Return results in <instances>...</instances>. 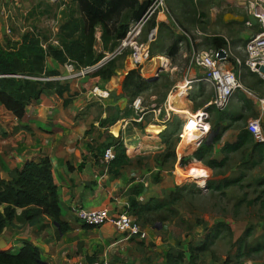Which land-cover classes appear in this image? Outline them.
I'll return each instance as SVG.
<instances>
[{
  "label": "rangeland",
  "instance_id": "obj_1",
  "mask_svg": "<svg viewBox=\"0 0 264 264\" xmlns=\"http://www.w3.org/2000/svg\"><path fill=\"white\" fill-rule=\"evenodd\" d=\"M244 3L245 0H153L155 22L168 25L173 35H184L189 40L190 47L184 41L174 61L162 57L165 63L158 65L160 68L146 71L142 66L139 69L141 76L158 79L155 87L141 95L143 111L148 112L145 118L154 114L152 110L155 106L159 116L166 113V108L171 110L168 106L170 97L184 91L185 84L182 83L185 80L194 82L187 68L192 51L200 53L212 50L213 48L206 47L205 42L207 38L214 36L226 41L228 57L237 64L235 67L230 63V66L242 86L226 108L229 118L222 124L229 128L224 131L219 146L233 141L250 120L259 117V106L255 98L264 97V84L254 90L248 88L253 81L263 79L259 76L251 77L252 71L246 65L244 46L253 34V29L245 25L248 18ZM69 6H72L71 0H0V43L3 45L7 41H17L24 32L44 35L53 41L59 24L63 22V12ZM7 28L9 33H6ZM155 28V40L150 43L152 47L160 44V37L162 39L157 27ZM149 32L150 28L144 27L138 40L145 41ZM164 42L167 43V40ZM95 48L100 50L99 43ZM117 64L124 65L118 71L133 69L127 57ZM192 84L193 87L196 85ZM179 85L180 91L171 95ZM200 91L199 96L195 95ZM188 94L189 98L183 100V103L184 109L189 113H195L196 106L204 104L211 97L210 92L201 85H198V91L195 88L188 90ZM173 112L168 111L172 128H175L182 120V115ZM214 118L215 113H211L209 122L212 123ZM232 118L238 120L232 123ZM261 128L264 135V119L261 120ZM162 139L163 136L160 137L161 142ZM193 142L179 145L184 152L179 147L177 149V143L173 151L165 145L163 150L156 149L153 154L134 158L138 169L137 185L145 175L152 185L158 187L153 199L163 201L166 205L156 213L134 217L142 229L148 232V238L143 242L132 243L135 245L134 252L128 256L130 259L133 257L132 264H166L172 260V256L179 253L184 254V259L179 264H264V208L261 206V201L264 200V195L261 194L264 190V160L251 166L258 158L250 157L248 146L242 152L229 155L223 168L210 170L203 163L201 167L190 163L185 173L177 170L178 177H175L172 172L175 158L190 156L196 148ZM184 144L190 148L186 149ZM173 152L175 158L165 161L164 155ZM221 157L219 149L212 155L214 159ZM244 160L249 162L243 164ZM204 175H207L206 178H203ZM231 181L236 182L224 186ZM207 182L221 183L223 187L219 191L209 190ZM217 226L221 229L218 237L212 239L205 251L190 256L188 246H198L205 236L215 233ZM247 230L249 233L245 236ZM241 240L248 247L261 246L262 250L257 254L239 257Z\"/></svg>",
  "mask_w": 264,
  "mask_h": 264
},
{
  "label": "crops",
  "instance_id": "obj_2",
  "mask_svg": "<svg viewBox=\"0 0 264 264\" xmlns=\"http://www.w3.org/2000/svg\"><path fill=\"white\" fill-rule=\"evenodd\" d=\"M158 57L163 56L150 59ZM131 67L135 69L132 65ZM46 68L48 71L57 70L59 77L66 74L65 66H59L50 58L46 61ZM125 70L117 71L116 76L109 82L90 76L59 81L68 84L69 92L64 98H69L70 103L64 106V99L56 95L42 98L28 106L24 121L17 122L12 114L0 105V180H6L9 172L21 169L25 162H38L47 157L52 165L53 179L57 186L60 219L70 227L68 232L61 234L54 223L46 217L29 224L14 221L0 237L5 243L3 250L15 252L23 241H28L39 250L43 264H94L101 259H107L112 264L134 262L133 257L130 259L128 256L134 252L135 245L133 246L132 243L139 241L125 240L123 235L109 224L98 228L82 225L77 219L76 212L82 208L106 209L114 215L127 211L134 218L128 203L131 190L138 184L136 177L138 169L133 161L134 158L138 155L153 154L155 152L153 150L156 149H165L164 139L162 142L160 140L161 133L167 130L168 134H171L175 128L180 129L186 115L194 114L184 109L183 102L189 98L188 90L195 88V91H198V85H201L211 94L208 101L198 105L200 107L196 106V112L202 110L205 104L211 101L213 90L206 83L190 82L188 85L192 83L196 85L188 86L185 84L187 80L182 83L185 84L184 91L177 93L181 87L176 86L171 95L177 94L168 98V106L171 111L184 114H181L182 120L179 125L172 128L173 124L168 113L170 110L167 108L166 113L161 116L155 110H152L154 114L148 118L144 117L148 113L145 111L139 116L135 115L130 107V99L121 90V82L128 68ZM188 72L193 79L203 74L199 68H192ZM141 77L146 81L148 79ZM156 81L158 79L152 82ZM142 94L135 99L141 100ZM200 94L201 91L195 93L198 96ZM176 103L183 105L177 106ZM126 111L129 115L123 116ZM214 111L216 110L211 107L207 109L208 129H210V114ZM116 116L120 119L108 129L99 127L100 121ZM228 118L225 117L226 120ZM88 130L89 133L86 135ZM155 132L156 134H152ZM111 136L119 138L125 148L126 156L130 159V163L120 168L116 176L109 172L108 164L102 162L98 150V146L109 142ZM182 143L183 141L177 145V149ZM222 146L218 144L215 148L218 150ZM184 147L190 148L185 144ZM178 153L176 150L177 155ZM181 159L182 157L179 156L175 161ZM142 178H145L148 186L139 195L143 200L137 199L140 204L156 197L158 191V187L152 185L145 175ZM20 212L21 210H17V214ZM114 242L120 243L112 246Z\"/></svg>",
  "mask_w": 264,
  "mask_h": 264
},
{
  "label": "trees",
  "instance_id": "obj_3",
  "mask_svg": "<svg viewBox=\"0 0 264 264\" xmlns=\"http://www.w3.org/2000/svg\"><path fill=\"white\" fill-rule=\"evenodd\" d=\"M71 1L72 6L63 12V22L59 24L53 41L44 35L24 32L17 41H7L3 45L0 43V105L10 112L17 122L24 121L28 106L42 98L56 95L64 99V106L70 103L69 98H64V95L69 92L68 84L49 80L60 74L57 70H47L46 61L48 58L53 59L61 67L72 65L75 71L96 65L107 54H112L117 49L129 29L149 13L148 10L153 4V0ZM144 27H149L150 31L157 27L158 35L162 36V39L161 37L159 39L160 44L154 47L150 46V58L163 56L174 61L179 55L182 42L185 41L188 48L190 47L189 40L184 35H173L168 25L163 22L156 23L154 14L148 18ZM253 31L257 32L256 26H254ZM96 34L99 36L96 37ZM165 40L167 43L164 42ZM97 43H99V51L95 48ZM205 43L206 47L215 50L226 48V41L218 36L207 38ZM129 54V50L124 51L121 55L106 61L89 76L109 82L116 76L118 69L124 68L123 64H117L118 61L124 60L125 57L129 59ZM231 63L235 67L237 66L234 61ZM250 76L257 78V74L253 72H250ZM245 79L246 77L244 82ZM157 83V81L147 82L141 77L139 69H131L127 70L124 75L121 90L132 103L135 97L149 91ZM261 84H264V81L257 79L249 84L248 88L254 90ZM156 108L157 106L153 107L154 110ZM214 113L215 118L210 123L208 134L212 138V143H207L209 137L203 139L190 156H185L180 160L182 166L190 165V163L199 166L203 163L204 167L210 170L223 168L229 159V155L242 152L248 146L250 157L258 158L256 162H252L251 166L264 160V142H254L246 128L238 132L234 142L223 144L219 149L222 156L220 159L212 158L216 151V145L220 142L224 131L229 128V126L222 124L226 120L227 113L225 111H214ZM128 115L129 112L126 111L123 116ZM118 119L120 117L116 116L100 121L99 127L106 130L114 125ZM237 120L238 118H232L230 121L233 123ZM179 130L175 128L171 134H168L167 130L161 133L167 149L172 148L173 151L177 145L178 139L175 134ZM88 133L89 130L86 135ZM172 135H175L173 139ZM109 147L113 148L115 157L108 163V170L113 176H116L120 168L130 163V159L126 156L125 148L119 138L111 136L109 142L100 144L98 146L100 156ZM174 156V152L166 153L164 159L167 161ZM248 162L249 160H244L243 164ZM262 181L264 183V179ZM235 182L225 183L224 186L233 185ZM207 187L209 190L219 191L223 185L207 182ZM142 190V184L136 185L128 198L129 210L137 218L152 212L156 213L166 205L165 202L153 198L143 204L138 203L137 197ZM261 194L264 195V190ZM261 206L264 208V200L261 201ZM17 210H21V212L17 214ZM44 217L58 225L61 234L69 231V225L60 219L57 186L53 179L52 165L47 157L38 162H25L21 169H14L9 172L6 180H0V237L14 221L29 224ZM220 230V227L217 226L215 233L211 236H205L198 246L191 247L189 245L190 256L193 257L205 251L212 239L218 237ZM248 233L247 230L245 236H248ZM261 250V246L248 247L241 240L238 256L257 254ZM171 258L172 260L167 261L166 264H179L183 261L184 254L179 253ZM0 264L43 263L40 260L39 250L30 242L23 241L15 252L0 250Z\"/></svg>",
  "mask_w": 264,
  "mask_h": 264
},
{
  "label": "built area",
  "instance_id": "obj_4",
  "mask_svg": "<svg viewBox=\"0 0 264 264\" xmlns=\"http://www.w3.org/2000/svg\"><path fill=\"white\" fill-rule=\"evenodd\" d=\"M245 13L248 20L245 25L248 28H254L256 26L257 32L253 31V34L249 37L244 46V52L246 55L247 67L257 76L264 81V75L255 69V66L264 67V0H245L244 3ZM153 5L150 6L148 14L143 17L139 22L134 24L127 33L126 37L120 42L117 49L112 54H107L99 63L92 67L81 68L75 71L72 65H65L66 74L64 76H57L50 78L54 81L76 80L88 77L91 73L101 67L106 61L121 55L124 51L129 50V60L131 65L135 69H141V66L147 62L150 58L149 45L155 40L156 28L151 30L146 36V41L140 42L138 40L139 33L142 27L153 14ZM9 28L6 29V33H9ZM224 52V56L220 55V52ZM230 58L228 57L226 48L221 50H209L208 52L196 53L192 51L188 59V70L192 68H199L203 71L201 77L194 79L195 83L209 84L213 90V97L211 101L203 107L202 110L195 112L188 116L186 115L184 124L177 132L176 137L178 144L191 137L192 130H200L203 136L198 138L194 143V146H198L200 142L205 139L208 131V114L207 109L213 108L216 111H225L229 106V103L234 96L235 92L242 89V86L233 72V67L230 64ZM231 67V68H230ZM190 81H186L188 85ZM96 89V88H95ZM259 106V117L250 120L246 125V130L251 134L254 142L263 143L264 135L261 128V120L264 119V97L255 98ZM136 116L143 113L142 102L140 99H134L130 105ZM171 111V110H170ZM173 112V111H171ZM174 113V112H173ZM176 113V112H175ZM205 136V137H204ZM204 137V138H203ZM115 154L112 147L105 149L102 155V162L108 164L114 160ZM198 165V164H197ZM190 166V165H188ZM201 167V165H199ZM172 171L175 177L177 170L181 172L186 171L187 165L182 166L180 161H175ZM204 175L203 178H206ZM143 189L147 188L148 184L145 178L139 180ZM138 201H142V196L137 197ZM78 221L85 226L91 228H98L104 224L111 225L117 232L123 235L125 240H136L143 242L148 238V232L142 229L141 225L136 219L132 218L127 211H122L118 214L110 213L106 209L103 210H86L78 209L76 212ZM120 242H118L119 244ZM114 242L112 246L118 245ZM94 264H112L107 259H101Z\"/></svg>",
  "mask_w": 264,
  "mask_h": 264
},
{
  "label": "bare ground",
  "instance_id": "obj_5",
  "mask_svg": "<svg viewBox=\"0 0 264 264\" xmlns=\"http://www.w3.org/2000/svg\"><path fill=\"white\" fill-rule=\"evenodd\" d=\"M165 63V59H163L162 57L160 58V57H158V58H154V59H152V60H150V61H148V62H146V63H144L143 64V66H144V70H146V71H151V70H153V68H155L156 66H158V65H163ZM177 104V106H181V105H183V103H176ZM178 114V113H177ZM180 115L181 114H184V113H179ZM202 131H200V130H192V132H191V137H190V139L188 140V141H186V140H183V143H184V141L185 142H187L188 144L189 143H191V142H193V141H195V140H197L198 138H200V137H202ZM182 145V144H181ZM129 148V147H128ZM192 148V147H191ZM132 149V148H131ZM179 149L181 150V151H183L184 149H182V148H180V146H179ZM130 150V149H129Z\"/></svg>",
  "mask_w": 264,
  "mask_h": 264
},
{
  "label": "water",
  "instance_id": "obj_6",
  "mask_svg": "<svg viewBox=\"0 0 264 264\" xmlns=\"http://www.w3.org/2000/svg\"><path fill=\"white\" fill-rule=\"evenodd\" d=\"M220 55L221 56H224V52H220ZM255 69L258 70V72H260L262 75H264V67L263 66H255ZM157 78L156 77H153V78H148L147 81L148 82H152V81H155ZM207 143L208 144H211L212 143V138L209 137L207 139ZM57 228H58V225L54 224ZM5 247V243H4V240H0V250H3Z\"/></svg>",
  "mask_w": 264,
  "mask_h": 264
}]
</instances>
